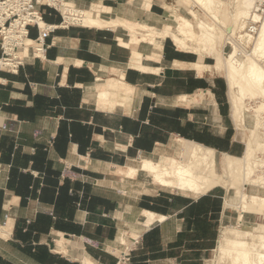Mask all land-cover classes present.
Wrapping results in <instances>:
<instances>
[{
    "label": "crops",
    "instance_id": "obj_1",
    "mask_svg": "<svg viewBox=\"0 0 264 264\" xmlns=\"http://www.w3.org/2000/svg\"><path fill=\"white\" fill-rule=\"evenodd\" d=\"M62 1L157 29L179 11L177 0ZM38 10L52 27L44 53L25 47L16 71L0 67V264H208L231 218L224 189L195 196L128 168L177 155L181 140L241 154L225 77L193 67L213 58Z\"/></svg>",
    "mask_w": 264,
    "mask_h": 264
},
{
    "label": "bare ground",
    "instance_id": "obj_2",
    "mask_svg": "<svg viewBox=\"0 0 264 264\" xmlns=\"http://www.w3.org/2000/svg\"><path fill=\"white\" fill-rule=\"evenodd\" d=\"M253 1H229L233 25L231 35L234 34V39L231 44L232 51L227 55L220 53L219 46L222 26L227 25L217 12L224 3L223 0H195L207 8L213 18L212 22L199 20L198 26L194 25L192 19L181 14L176 17L175 27L166 23L161 29H157L146 23L94 18L88 11L79 12L82 13L81 20L85 25L123 27L135 37L139 36V40L150 41L156 45L165 38H170L182 50H194L202 58L204 55L213 58V64L196 63L193 67L206 74L225 73L227 94L231 103L230 115L237 129L241 131L246 126L245 94H264V66L260 63V60L264 62V15L258 14L256 9L252 10ZM54 4L69 17H73L78 10L72 2ZM190 13L193 18H197L194 10ZM248 17L249 23L246 21ZM254 23H260L259 27L256 28ZM45 26V23H41V27ZM255 30L257 38L252 33ZM32 43L28 41L26 47L32 46ZM246 47L250 50L245 49ZM241 48L247 52H243ZM117 85L115 83L111 87L117 88ZM109 96L108 92L100 95L103 101ZM257 109L264 111V103ZM243 144V153L232 155L181 140L177 155L160 159L153 155H143L139 158L138 166H129L128 174L138 176L143 173L158 185L178 188L195 196L204 195L219 187L227 193L232 191L234 197L226 196L224 208L226 214L236 216L233 219L227 216L229 223L221 227L219 246L215 249L218 260L228 258L229 264H264V195L246 191L248 185L264 189V175L259 172L264 168V161L255 159L256 152L264 154V134L253 129L243 140ZM249 219L255 222L247 223Z\"/></svg>",
    "mask_w": 264,
    "mask_h": 264
},
{
    "label": "built area",
    "instance_id": "obj_3",
    "mask_svg": "<svg viewBox=\"0 0 264 264\" xmlns=\"http://www.w3.org/2000/svg\"><path fill=\"white\" fill-rule=\"evenodd\" d=\"M54 2H62V0H0V45L2 48V57L0 58V67H6L12 71H16L23 63L22 57L19 56V51L23 50L28 41L33 42L35 53L41 56L46 45L44 43V34L49 32L52 27L44 23L43 17L38 10L40 5H50L58 8ZM259 5L258 13H264V0H257ZM82 13L77 10L73 17L64 14L66 24L80 21ZM255 27L257 28L256 24ZM37 26L39 36L31 40L29 38V27ZM251 30V29H249ZM130 257L123 254L119 261L127 262Z\"/></svg>",
    "mask_w": 264,
    "mask_h": 264
},
{
    "label": "rangeland",
    "instance_id": "obj_4",
    "mask_svg": "<svg viewBox=\"0 0 264 264\" xmlns=\"http://www.w3.org/2000/svg\"><path fill=\"white\" fill-rule=\"evenodd\" d=\"M177 1H178L179 11L177 10L175 12V14H174L175 17H177V15H180V14L185 15L188 18L192 19L195 26H198L199 20L210 21V22L213 21L211 13L207 10V8L198 4L197 2H195V0H177ZM223 1H224V3H222L221 6H219L217 12H218V14H220L219 16H220L221 20L227 22V25L222 26V34L219 36V46L221 49L220 53L223 55H227L229 52L232 51L231 44L233 42L232 39H234V34H233V36L231 35V28L233 25L231 24V19H230V16H231V12H230L231 9H229V3H230L229 1L230 0H223ZM67 2H70V1H67ZM253 4H254L253 5L254 7L252 8V10L256 9V11H257L259 9L260 4H257V0H254ZM256 5H258V7ZM191 10H194L196 12V14H197L196 19L192 17V15L190 13ZM258 14H260L261 16L264 15V13L263 14L258 13ZM246 21H248V23L250 22L249 17H248V20H246ZM170 22H172L173 27H175L177 22H175V21H170ZM254 24H256L257 27H259V25H260V23H254ZM256 32H257L256 30L254 32H252L254 34V38H257L258 34H256ZM241 49L243 50V52H247V51H245V49L248 50L249 48L246 47L245 49L244 48H241ZM211 62L213 63V62H215V60L212 59ZM260 63L262 64V66H264L263 61L260 60ZM221 75L224 76L226 79L224 72L221 73ZM227 86H228V84H227ZM256 94L254 96H252L250 94H245V97H244L245 104L247 105V111L245 112L246 126L243 130L239 131L240 135L242 134V137H241L242 140L247 138L248 135L250 134L251 130H253V129H256L257 133H259V134H264V111L263 110L259 111L257 109L261 106V104L264 103V94L263 93L260 94V92H259V94L258 93H256ZM230 108H231V103H230ZM257 124H258V126H257ZM243 150H244V144L242 143L241 154L243 153ZM255 159L264 161V154L260 153V152H256ZM259 172H261L264 175V168L260 169ZM247 188L248 189L246 191L248 193H258L259 192V193L264 195V189H262V188L249 186V185L247 186ZM224 191H225V198L227 195L234 197L232 191H229V193H227V191L225 189H224ZM224 201H225V199H224ZM230 216L233 219V218H235L236 215L230 214ZM254 222H255L254 220H250V219L247 221V223H254ZM228 223H229V221L226 220L225 224H228ZM217 245L219 246V244H217ZM217 245H216L215 249L218 248ZM229 261L230 260L228 258L226 260L224 259L223 261H219L218 257H217V251L214 250L210 256L208 264H229Z\"/></svg>",
    "mask_w": 264,
    "mask_h": 264
}]
</instances>
